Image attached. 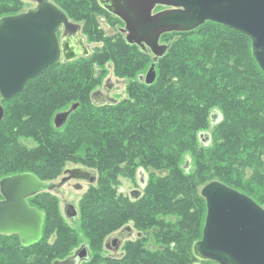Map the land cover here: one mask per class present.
Wrapping results in <instances>:
<instances>
[{
  "label": "trees",
  "instance_id": "trees-1",
  "mask_svg": "<svg viewBox=\"0 0 264 264\" xmlns=\"http://www.w3.org/2000/svg\"><path fill=\"white\" fill-rule=\"evenodd\" d=\"M50 1L77 24L96 6L95 0ZM21 7L20 0H0V16ZM84 19L93 31L86 35L83 22L82 34L88 42L97 34L99 51L48 67L8 100L9 110L2 104L0 179L31 172L53 182L61 169L82 166L97 172L98 181L80 197L76 229L54 192L27 199L44 214L41 239L24 246L17 234H0V264H53L70 257V248L81 241L102 247L125 225H133L141 239L152 234L155 246L130 242L121 257H108L104 264H193L191 237L203 219L205 201L198 185L224 181L264 204V74L250 40L212 22L163 34L162 40L177 36L165 40L171 46L155 63V82L146 85L138 76L152 56L122 37H104L95 29L99 23ZM109 64L115 77L127 81L126 97L95 104L91 93ZM74 102L78 108L55 129L52 115ZM213 112L219 119L211 123ZM203 131L210 134L207 143L199 137ZM185 155L194 162L192 174L190 160L188 169L181 167ZM134 168L150 174L140 196H115L117 176ZM99 261L95 255L85 264Z\"/></svg>",
  "mask_w": 264,
  "mask_h": 264
},
{
  "label": "water",
  "instance_id": "water-1",
  "mask_svg": "<svg viewBox=\"0 0 264 264\" xmlns=\"http://www.w3.org/2000/svg\"><path fill=\"white\" fill-rule=\"evenodd\" d=\"M35 1L38 2L36 9L0 18V95L4 99L20 92L30 79L60 61L61 54L67 62L90 53L76 34L66 32L60 45L56 36L57 24L62 18L59 8L48 0ZM159 5L171 8L152 14ZM120 10L118 15L129 29L126 41L154 56L145 76L140 77L146 85L155 82V62L171 46L159 43L160 37L166 33L190 32L206 22L246 35L252 57L264 74V0H125ZM62 23L66 24V30L77 27ZM78 106L74 102L57 112L54 125L62 127ZM3 116L0 105V120ZM218 119V114L212 115L213 122ZM64 173L74 180L94 182L95 172L84 167L67 168ZM61 183L42 181L31 172L1 178L0 234H17L24 246L37 243L44 214L27 199L53 191ZM201 195L206 202V216L202 237L193 245L195 257L214 264H264V208L248 195L218 181L205 185ZM80 250L85 256V246Z\"/></svg>",
  "mask_w": 264,
  "mask_h": 264
},
{
  "label": "flooded vegetation",
  "instance_id": "flooded-vegetation-1",
  "mask_svg": "<svg viewBox=\"0 0 264 264\" xmlns=\"http://www.w3.org/2000/svg\"><path fill=\"white\" fill-rule=\"evenodd\" d=\"M124 1L125 0H95L96 6H94V5L91 6L92 10H91L90 14L82 16V17L79 18V19H82L83 21H81V20L79 21L80 28H78V33H80V34L82 33L83 22H84V25L86 27V35L89 34V32L93 31V28L84 19V18H93V21H94L93 23L97 22V23L100 24V27L97 26L98 29L95 28L97 32L99 31L98 33L103 34L104 36H109V37H113V36L120 37V38L122 37V38H125V40H126V36L129 35V29L126 27L125 21L118 15V14L121 13L120 6H121V3L124 2ZM29 2H31V1H29ZM31 3H32L31 6L28 7L27 9L35 7L36 4H34L33 2H31ZM158 7H160V5L156 6L152 10V14L158 13V11H160V9H158ZM26 10L20 11L18 13H14L13 15H17L19 13H23ZM13 15H6V16H13ZM69 21H71V20H69ZM72 23H74V22H72ZM74 24H76V23H74ZM103 25L107 26L108 30L103 28ZM89 26H90V28H89ZM109 28L112 30L111 34H109ZM104 31H106V32H104ZM69 32H68V35H69ZM72 34H73V31H71L70 35H72ZM75 34L76 33L74 32V34L72 36H74ZM81 35L84 37L83 34H81ZM56 36H57V39L59 41V44L62 45V41H61L62 40V36H63V28L62 27H59V28L56 29ZM84 41H85L84 45L88 46L90 48V51H92L91 45H90V43H88V41L85 39V37H84ZM73 42H74L73 45L76 46V43H75L74 40H73ZM60 45H59V47H60ZM61 48H62V46H61ZM71 50H73V48ZM79 50L81 51L80 47H79ZM82 51H83V48H82ZM80 58H83L82 55H80V57H78L75 60H78ZM56 63H69V62H64V60L62 58V60H60V61H58ZM56 63H54V64H56ZM108 68H109V76L106 77L107 79H105V81H104V83L102 84L101 87L96 88V90H94L91 93V99H92V101L95 104L113 103V102H115L117 100V98L113 97L112 95H115V94L119 95V93L121 92V87L127 85L126 80L119 79L117 77L115 78V77H113L110 74V69L112 68V66L110 64H109ZM67 108H65V109H67ZM65 109H62V110H65ZM59 111H61V110H59ZM59 111H57V112H59ZM57 112H55V114ZM52 126H53V119H52ZM55 129H57V128H55ZM70 167H75V166H70ZM70 167L64 168L63 171H65L67 168H70ZM65 177H67V175L63 174V176L60 177L59 180H61L62 178H65ZM93 179H94V182H89V181H85V180H74V179L69 178V181H72L73 183L69 182L68 185L70 187L71 186L72 187L75 186L77 192H82L83 193L85 191V189L86 190L90 189L91 186H93L94 184L97 183V181H98L97 172H95V177ZM145 179H146L145 177L140 178L139 188H138L139 189V193L137 191H133V192L130 191L129 192L128 196H129L130 199L135 200L136 198L139 197V194L142 193ZM142 180H143V182H142ZM84 186L86 188H84ZM51 192H54L55 196L57 198L62 197V195L65 194V190L62 187L59 188V189H55L54 191H51ZM80 197L81 196H79V200L81 199ZM79 200H76V201L71 200L70 203H66V201L64 202V200H63L62 202H64V205L62 204V208H60L58 206L65 218L70 216V218L67 219L68 222L75 221L77 219V217H78ZM57 203H58V201H57ZM68 204L71 205V207L73 208V210L69 209L70 210V214H69V212H67V210H68V206L67 205ZM124 227H129V228H124ZM138 232L139 231L134 229L133 225H131V226L130 225H125V226H123V228H121L120 231L118 230L117 232L112 233L109 236H107L104 239L103 247H104V250L109 251V255H108L109 259H116V258L121 257L124 254V250L121 247L123 245H125L127 242H129V241H136L137 242L139 240H142L141 239L142 236ZM106 241H107V243H106ZM83 245L86 248V255L84 256V253L82 252V250H80L81 249L80 248V249H77V251L75 252L74 257L72 256L77 264H79L81 262H87V260L89 259L88 258V256H89L88 246H87L88 244L87 243H82L81 246H83ZM120 249L122 251H120ZM77 255L80 256L81 259H78Z\"/></svg>",
  "mask_w": 264,
  "mask_h": 264
},
{
  "label": "rangeland",
  "instance_id": "rangeland-1",
  "mask_svg": "<svg viewBox=\"0 0 264 264\" xmlns=\"http://www.w3.org/2000/svg\"><path fill=\"white\" fill-rule=\"evenodd\" d=\"M20 4L22 5V7H21V9L19 10V12L20 11H24V10H26L28 7H30L31 6V2H29L28 0H20ZM171 7L170 6H165V5H160V7H158V9H160V11H163V10H166V9H170ZM160 11H158V12H160ZM15 12H8V13H4L3 15H1L0 17H2V16H6V15H13ZM18 13V12H17ZM100 25V24H99ZM103 28H105L106 30H108L107 29V26H105V25H103ZM104 32H106V31H104ZM108 32V31H107ZM112 33V30L109 28V34H111ZM175 36H177V34H171V35H167L166 36V38L165 37H163L164 38V40H162V38H161V42H165V40H168V39H172V38H175ZM104 37H108V36H104ZM87 39L88 40H90L88 43H90V45H91V48H92V52H97V51H99V47H101L100 46V43H98V36H97V34H92V35H90V36H88L87 37ZM125 40V39H124ZM165 43H168V42H165ZM151 58V57H150ZM75 61H77V60H74V61H71V62H75ZM150 64V63H149ZM148 63H147V65H146V67H145V71H143V72H146L147 70L146 69H148V66H150ZM106 67H107V65H106ZM98 71H99V69H98ZM104 72H105V74L103 75V77H101V78H99V84L96 86V88H99V87H101L102 86V84L104 83V81H105V79H107L106 77L107 76H109V68L107 69H105V70H103ZM110 71H111V69H110ZM157 73V72H156ZM110 74L113 76V77H115L114 75H113V71H111L110 72ZM145 74V73H144ZM116 78V77H115ZM156 78H157V76H156ZM34 79V78H33ZM30 80H32V79H30ZM29 80V81H30ZM28 81V82H29ZM26 83L25 84V89H28L29 87H30V85H29V83ZM127 82V81H126ZM125 87L126 86H122L121 87V92L119 93V95L117 94H115V95H112L113 97H116L117 98V100H121V99H123V98H125L126 97V89H125ZM96 90V89H95ZM14 96H16V95H14ZM14 96L13 97H11L10 99H12V98H14ZM9 100V99H8ZM5 101L4 100V102H2V104L4 105V108H5V110L7 111V110H9V106L11 105V101ZM217 114V112H213L212 114H211V116H210V121H211V123H214L213 121H212V115L213 114ZM55 114V113H54ZM53 116L54 115H52V117H51V123H52V119H53ZM217 119V117H215L214 118V120H216ZM205 128H202V130H204ZM207 129V128H206ZM200 134H203V138H200L201 139V142H203V143H205V141H206V143L210 140V134L207 132V131H203V132H201ZM200 134H199V137H200ZM26 138H24V139H22L23 141H25V142H28V143H32L31 142V140H25ZM29 144V145H30ZM186 156H188V155H185V156H183L182 157V159H181V167L182 166H185L187 169H188V166H186L187 164H188V162L186 163V165H185V162L187 161V160H190L191 161V163H190V171H189V173L190 174H192V173H194L195 172V167H194V162H193V160H192V158L191 157H186ZM191 158V159H190ZM68 167H70V166H68ZM64 170V168L63 169H61V171L59 172V174L57 175V176H55V177H53V179H51V180H49V181H54V182H58L59 181V179H60V177H62L63 176V171ZM182 170H183V168H182ZM184 171V170H183ZM129 174H124V175H118L117 176V178L115 179V181H114V186H113V190H114V192H115V196L117 195V196H122V197H126L127 199H129V196H128V194H129V192L131 191V192H133V191H137L138 193H139V180H138V178H143V176H145V177H150V174H149V172H147L146 170H142V169H132V171L131 172H128ZM64 180L66 179V177L65 178H63ZM62 179V180H63ZM61 180V181H62ZM244 180H247V175H245L244 176ZM61 181H60V183H61ZM69 182H71V183H73L72 181H69V179H67L64 183H61V185L59 186V187H57L56 189H59V188H64V190H65V194L64 195H62V197H59V198H57L56 197V200L58 201V203H59V207L60 208H62V204L64 205V202L66 201V203H70L71 202V200H74V201H76V200H79V196H83V194L84 193H82V192H77L76 191V187L75 186H69L68 185V183ZM210 182V181H209ZM209 182H207V181H203L200 185H198V187H197V190H198V194L200 195V191H201V189L203 188V186L205 185V184H207V183H209ZM220 182V181H219ZM60 183H58V184H60ZM221 183H223V184H225V185H227V186H230V187H232V188H234V189H236V190H238L239 192H242V191H240L238 188H236V187H233L232 185H229L228 183H226V182H224V181H222ZM64 186V187H63ZM84 188H86L85 186H84ZM86 190V189H85ZM122 191V192H121ZM243 193V192H242ZM133 194V193H132ZM244 194H246V193H244ZM138 195V194H137ZM136 195V196H137ZM246 195H248V194H246ZM0 196H1V194H0ZM202 196V195H201ZM250 197V196H249ZM1 198V197H0ZM64 200V202H62ZM204 202V213H203V219L201 220V224H200V226L199 227H197L195 230H194V234H193V236L191 237V243H190V249H191V251H192V248H191V245L195 242V241H197V240H200L201 239V237H202V227H203V223H204V218H205V214H206V209H205V201H203ZM76 203V202H75ZM260 204H262V203H260ZM68 206V210H67V212H69V214H70V210H73V208L71 207V205H67ZM261 206V205H260ZM262 208H264V204H262V206H261ZM70 209V210H69ZM68 214V215H69ZM78 218L75 220V221H71V222H68V224H69V226H71L73 229H76V227H78ZM43 226V225H42ZM147 236V235H146ZM151 236L152 235H149V238H145V235H144V237H143V241H141V243L143 244L144 243V245L147 247V246H155L154 245V241H153V238H151ZM153 237V236H152ZM6 240H8V241H12V239H6ZM130 242H133V241H129V242H127L125 245H123L121 248L123 249V250H125V248H126V245L128 244V243H130ZM136 242V241H135ZM138 242V241H137ZM82 243H86V241H81V242H79V243H77V245L74 247H71L69 250V254H70V257H64V258H62V259H56V261H54L53 262V264H77L76 263V261L74 260V255H75V252L77 251V249H80V248H82ZM103 244H104V241H103V243H102V247H97V248H95V249H93L92 247H89V245H87L88 246V253H89V256H88V260H87V262L88 261H90V260H92V257L93 256H97L101 261H99V263L98 264H104V262H102V261H107V259H108V255H109V251H106V250H104V247H103ZM84 246V245H83ZM120 251H122L121 249H120ZM73 256V257H72ZM193 257H194V255H193ZM197 259V260H196ZM194 260H195V262L196 261H199L198 263H202V264H212V261H209V260H201V259H198V258H196V257H194ZM86 262H81V263H79V264H85ZM213 264H214V262H213Z\"/></svg>",
  "mask_w": 264,
  "mask_h": 264
},
{
  "label": "bare ground",
  "instance_id": "bare-ground-1",
  "mask_svg": "<svg viewBox=\"0 0 264 264\" xmlns=\"http://www.w3.org/2000/svg\"><path fill=\"white\" fill-rule=\"evenodd\" d=\"M29 1L33 2V3L36 4V5H35L34 8H29V9H27L26 11H28V10H30V9H36V7L38 6V2L35 1V0H29ZM48 1H50V0H48ZM50 2H51V1H50ZM51 3H52V2H51ZM53 4H54V3H53ZM54 5H55V4H54ZM55 6H56V5H55ZM56 7H57V6H56ZM57 8H59V7H57ZM26 11H25V12H26ZM59 14L62 15V18H61V20H60V23H58L57 25H58V28H59V27H62V28H63V35H64L66 32H67V34H68L69 31H70V32H69V35H70L71 31H74V32L76 33V35H78L79 37L82 38L83 43H85V41H84V37H85V36L83 37V36L81 35L82 33H81V34L78 33V28H80L79 24H77V23L74 24V23H72L71 21H69V18H68V16H67V14H66L65 12H63L60 8H59ZM0 18H1V17H0ZM62 22H68L69 24L71 23V24H73V25H76L77 27H75V28H73V29H72V28H69L68 30H66V28H65V25H66V24H65V23H62ZM222 26H223V25H222ZM196 29H197V28H196ZM192 31H193V30H192ZM74 32H73V34H74ZM160 38H161V37H160ZM85 39H86V38H85ZM124 39H125V38H124ZM125 41H126V40H125ZM126 43H127L128 45H131V46L134 45V46H136V47H138V48L140 49V47H139L138 45H136V44H129L127 41H126ZM159 43H161V44H166V43H162L160 40H159ZM167 44H171V43H167ZM250 48H251V47H250ZM89 49H90V48H89ZM140 50H141V49H140ZM167 51H168V50H167ZM142 52H143V51H142ZM91 54H92V51H90V53H89L88 56L86 55V56H82V57H83V58H87V57H89ZM147 54H150V55L152 56V63H153V62H154V61H153V58H154L153 54H152L150 51H149ZM251 54H252V52H251ZM79 57H80V55H79ZM77 58H78V57H77ZM77 58H76V59H77ZM253 58H254V57H253ZM159 59H160V58H159ZM61 60H62V54H61ZM74 60H75V59H74ZM71 61H73V60H71ZM71 61H67V62H71ZM254 61H255V59H254ZM64 62H65V61H64ZM156 62H157V61H156ZM156 62H155V63H156ZM52 65H53V64H52ZM150 65H151V64H150ZM50 66H51V65H50ZM50 66H49V67H50ZM257 66H258V65H257ZM47 68H48V67H47ZM47 68H46V69H47ZM148 68H149V67H148ZM259 69H260V68H259ZM44 70H45V69H44ZM146 72H147V71H146ZM146 72H144V73L146 74ZM261 72H262V71H261ZM144 73H143V74H140V75L138 76V79H139V80H140V77L145 76ZM262 73H263V72H262ZM39 74H40V73H39ZM36 77H37V76H36ZM36 77H35V78H36ZM140 81H141V80H140ZM24 87H25V86H24ZM22 90H23V89H22ZM22 90H21V91H22ZM21 91H20V92H21ZM20 92H18V93H20ZM18 93H17V94H18ZM17 94H15V95H17ZM13 96H14V95H12V96H10V97L4 99V98H2L1 95H0V99H1V100H8V99H10V98L13 97ZM116 101H117V100H116ZM116 101H115V102H116ZM0 105H1V107L3 108V105H2V103H1V101H0ZM72 113H73V112H72ZM72 113H71V114H72ZM71 114H70V115H71ZM54 116H55V115H54ZM68 118H69V117H68ZM67 120H68V119H67ZM0 121H1V120H0ZM212 121H213V120H212ZM215 122H216V121H215ZM65 123H66V122H65ZM53 127L57 128V129H61V127H56V126L54 125V117H53ZM205 143H206V141H205ZM75 167H77V166H75ZM80 167H82V166H80ZM70 168H72V167H70ZM84 168H85V167H84ZM87 169H88V168H87ZM64 172H65V171H64ZM64 175H67V177H68V174H65V173H64ZM67 177H66V178H67ZM143 177H145V176H143ZM2 178H3V177H2ZM145 178H146V177H145ZM62 179H63V178H62ZM62 179H61V180H62ZM71 179H72V178H71ZM138 179H139V181H140V178H138ZM61 180H59L58 182H54V181H53V183H57V184H58V183H60ZM145 181H146V179L144 180V184H145ZM212 182H213V181H212ZM206 185H207V184H206ZM204 186H205V185H204ZM204 186H203V187H204ZM202 189H203V188H202ZM202 189H201V191H202ZM53 191H54V190H53ZM140 194H141V193H140ZM140 194H139V196H140ZM202 197H203V196H202ZM203 198H204V197H203ZM1 199H2V196H1ZM204 200H205V199H204ZM205 205H206V202H205ZM205 216H206V214H205ZM204 224H205V218H204V223H203V227H202V233H203V229H204ZM124 228H129V227H124ZM120 230H121V229H120ZM120 230H119V231H120ZM6 235H10V234H6ZM41 235H42V230H41ZM40 239H41V238H40ZM108 239H109V238H108ZM107 241H108V240H107ZM107 241H106V243H107ZM197 241H198V240H197ZM195 242H196V241H195ZM195 242H194V243H195ZM194 243H193V245H194ZM193 245H192V254L194 255ZM194 256H195V255H194ZM193 264H201V263L193 262Z\"/></svg>",
  "mask_w": 264,
  "mask_h": 264
}]
</instances>
